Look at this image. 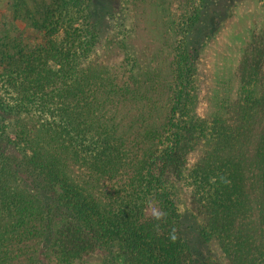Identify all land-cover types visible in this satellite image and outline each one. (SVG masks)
<instances>
[{
	"label": "trees",
	"instance_id": "obj_1",
	"mask_svg": "<svg viewBox=\"0 0 264 264\" xmlns=\"http://www.w3.org/2000/svg\"><path fill=\"white\" fill-rule=\"evenodd\" d=\"M127 1L132 28L112 16L105 29L93 11L68 43L46 11L18 48L0 99V264H85L93 251L113 264H264V40L203 95L201 47L235 1ZM131 30L156 54L131 57ZM177 186L199 213L197 243Z\"/></svg>",
	"mask_w": 264,
	"mask_h": 264
},
{
	"label": "rangeland",
	"instance_id": "obj_2",
	"mask_svg": "<svg viewBox=\"0 0 264 264\" xmlns=\"http://www.w3.org/2000/svg\"><path fill=\"white\" fill-rule=\"evenodd\" d=\"M234 1L233 5L220 12L218 32L207 40L200 50L194 80L203 95L209 93L215 79L218 80L227 71H233L235 61L241 54V47L246 41L264 40V5L262 1ZM132 8L134 6L127 0H0V99L6 96V100H8L9 95L5 85L7 74L18 64V48L25 49L26 45H33L36 42L33 27L42 21L44 12L56 13L55 16L57 15L66 25V29L71 32L68 36L62 34L61 38L71 43L73 38H78L77 29L94 23L91 17L89 18V14L91 15L93 11H98L105 29L113 24L112 16L122 18L126 27L132 28ZM209 25V19L203 20L199 29L203 30ZM100 34L102 39L105 38V34ZM146 38L145 33L138 34V31L136 34L134 32V35L132 30L128 33L125 43L131 57H149L156 54L155 49L147 45ZM6 53L12 54V57L7 58ZM164 63L168 62L165 60ZM175 200L178 209L184 216V225L192 242L197 243L189 220L192 218V214L199 216V213L181 186L176 187ZM81 262L85 264L91 262L113 264L111 255L101 251L88 253Z\"/></svg>",
	"mask_w": 264,
	"mask_h": 264
},
{
	"label": "clouds",
	"instance_id": "obj_3",
	"mask_svg": "<svg viewBox=\"0 0 264 264\" xmlns=\"http://www.w3.org/2000/svg\"><path fill=\"white\" fill-rule=\"evenodd\" d=\"M152 214H153L154 218H156V219H160L165 215V213L158 211L156 209H153Z\"/></svg>",
	"mask_w": 264,
	"mask_h": 264
}]
</instances>
